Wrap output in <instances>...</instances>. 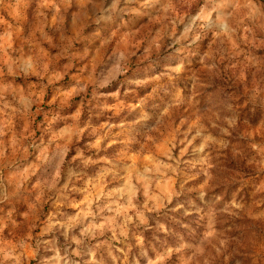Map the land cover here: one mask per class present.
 I'll return each mask as SVG.
<instances>
[{"label":"rangeland","instance_id":"rangeland-1","mask_svg":"<svg viewBox=\"0 0 264 264\" xmlns=\"http://www.w3.org/2000/svg\"><path fill=\"white\" fill-rule=\"evenodd\" d=\"M0 264H264V0H0Z\"/></svg>","mask_w":264,"mask_h":264}]
</instances>
